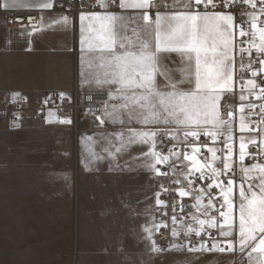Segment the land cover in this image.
I'll list each match as a JSON object with an SVG mask.
<instances>
[{"label":"snow or ice","instance_id":"1","mask_svg":"<svg viewBox=\"0 0 264 264\" xmlns=\"http://www.w3.org/2000/svg\"><path fill=\"white\" fill-rule=\"evenodd\" d=\"M56 3L3 0L0 9L42 11ZM95 5L102 11L78 15L81 82L106 99L100 114L86 113L102 131L98 140L83 138L85 167L107 158L120 168L118 157L127 154L156 177H174L171 184L178 187L161 184L154 193L155 211L165 209L162 215L168 216L162 194L194 201L178 209L173 198L167 248L154 239L169 227L166 221L153 217L144 226L152 253L218 254V264H264V0H95ZM79 7L91 5L81 0ZM71 24L61 14L47 27ZM51 117L50 112L47 123H53ZM125 167L131 168L129 161Z\"/></svg>","mask_w":264,"mask_h":264},{"label":"rangeland","instance_id":"2","mask_svg":"<svg viewBox=\"0 0 264 264\" xmlns=\"http://www.w3.org/2000/svg\"><path fill=\"white\" fill-rule=\"evenodd\" d=\"M101 131L86 115L71 124L0 126V264L6 259L72 264L84 259L91 227L99 244L104 233L110 247L144 232L162 179L137 167L127 154L118 157L120 168L107 158L86 168L83 138L98 140ZM92 147L106 155L101 144Z\"/></svg>","mask_w":264,"mask_h":264},{"label":"crops","instance_id":"3","mask_svg":"<svg viewBox=\"0 0 264 264\" xmlns=\"http://www.w3.org/2000/svg\"><path fill=\"white\" fill-rule=\"evenodd\" d=\"M19 10L28 9H0V96H10L15 100H26L33 104L42 93H50L60 98V93L69 97L75 91L88 89L81 82L82 53L78 16L74 19L69 17L72 24L67 28L47 27L53 18L64 14L53 9L37 10V19L32 24L9 23V13ZM33 26L39 30L34 32ZM53 122L55 123L54 120ZM107 130L113 129L109 127ZM236 135H239L238 131ZM180 201L189 205L194 203L190 197L180 198ZM155 212L150 222L155 217ZM155 221L159 222L156 218ZM91 228V234L90 229L87 230L84 259H75L72 264H187L188 260L195 264H218V254L172 251L165 254L152 253L144 232L132 233L129 235L131 242L117 247L108 246L102 233L100 245L99 235L94 234V228ZM6 260L7 264L8 260L12 264H30L31 259ZM39 261L40 259H33L32 264H40Z\"/></svg>","mask_w":264,"mask_h":264},{"label":"built area","instance_id":"4","mask_svg":"<svg viewBox=\"0 0 264 264\" xmlns=\"http://www.w3.org/2000/svg\"><path fill=\"white\" fill-rule=\"evenodd\" d=\"M81 0H63V6H61V0H57L56 6L53 10L61 11L67 14L70 18L74 19L79 15L80 10L90 11L98 10L99 8L95 5V0H82L84 5H91V7H85L81 9L79 7ZM70 8V11L66 9ZM28 17H32L30 20ZM37 19V10H19L9 13L7 20L9 23L14 24H32ZM50 98V99H49ZM106 96L98 95L89 89H84L82 91H75L71 96L65 97L63 100L61 98H56L50 93H42L37 96L35 102L30 104L26 100H15L10 96H0V126L9 125L13 126L14 122L20 124L27 123L32 127H40L47 124L46 120L49 118V113H52V120L57 121L62 118H70L72 122H76L81 115L92 116L86 113H96L100 114L103 110V100ZM48 101L45 103V101ZM93 117V116H92ZM204 140L205 138H201ZM211 146V141H208ZM222 147V145H221ZM205 155H210L207 153L206 148L202 149ZM250 161H246L249 163ZM166 169L162 168V171ZM162 179L161 184L165 185L170 189H174L178 186L171 184V180L174 177H159ZM178 201L177 208L179 209L180 198L175 192L170 194H162L161 199L167 202L168 216H163L162 213L165 209L156 211L154 216L160 221L164 220L169 224L168 228H161L159 233H155L154 239L156 243L162 247L167 248L172 241L170 236L171 220L172 215V203L173 198ZM183 204V203H182ZM189 205V204H184ZM189 210L186 208V211ZM192 211V209H191ZM194 240L199 239L193 237ZM177 242H180L179 240ZM163 252L161 254H165Z\"/></svg>","mask_w":264,"mask_h":264}]
</instances>
